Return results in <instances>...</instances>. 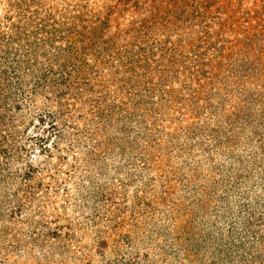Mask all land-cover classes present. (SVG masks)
I'll return each mask as SVG.
<instances>
[{"label": "rangeland", "instance_id": "1", "mask_svg": "<svg viewBox=\"0 0 264 264\" xmlns=\"http://www.w3.org/2000/svg\"><path fill=\"white\" fill-rule=\"evenodd\" d=\"M0 264H264V0H0Z\"/></svg>", "mask_w": 264, "mask_h": 264}]
</instances>
